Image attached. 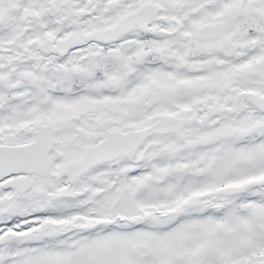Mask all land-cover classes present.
<instances>
[{"label": "snow or ice", "instance_id": "1", "mask_svg": "<svg viewBox=\"0 0 264 264\" xmlns=\"http://www.w3.org/2000/svg\"><path fill=\"white\" fill-rule=\"evenodd\" d=\"M0 264H264V0H0Z\"/></svg>", "mask_w": 264, "mask_h": 264}]
</instances>
